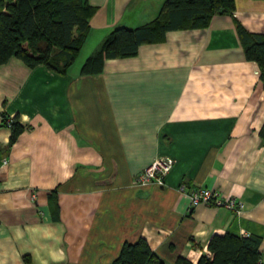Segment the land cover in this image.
<instances>
[{"label": "crops", "instance_id": "obj_1", "mask_svg": "<svg viewBox=\"0 0 264 264\" xmlns=\"http://www.w3.org/2000/svg\"><path fill=\"white\" fill-rule=\"evenodd\" d=\"M83 1L89 29L65 71L0 64V264H110L141 237L165 264H198L226 232L260 236L264 262V88L238 31L264 33V0H235L94 73L83 65L114 28L151 23L165 0ZM162 155L174 159L165 184L135 185ZM198 187L245 208L193 205Z\"/></svg>", "mask_w": 264, "mask_h": 264}, {"label": "trees", "instance_id": "obj_2", "mask_svg": "<svg viewBox=\"0 0 264 264\" xmlns=\"http://www.w3.org/2000/svg\"><path fill=\"white\" fill-rule=\"evenodd\" d=\"M235 0H165L159 15L148 24L117 26L101 50L83 65L87 73L101 69L104 58L135 54L144 42L163 37L168 30L206 25L216 13H233ZM90 6L83 0H0V64L18 57L29 65L46 64L65 71L77 58L89 29ZM248 59L259 65L264 88V33L250 32L238 23ZM16 135L21 126L12 122ZM11 126V127H12ZM264 135V126L262 129ZM261 237L232 232L214 234L208 253L198 264H264ZM110 264H165L141 237L125 242L120 255ZM175 264H193L179 256Z\"/></svg>", "mask_w": 264, "mask_h": 264}, {"label": "built area", "instance_id": "obj_3", "mask_svg": "<svg viewBox=\"0 0 264 264\" xmlns=\"http://www.w3.org/2000/svg\"><path fill=\"white\" fill-rule=\"evenodd\" d=\"M12 126V120L8 121ZM8 158H0V167L8 164ZM174 166V159L169 155L158 156L152 163L144 167L137 175L135 185L148 186L152 184L164 185L165 177ZM191 203L206 202L227 207L237 214L245 208V202L234 196L222 195L218 190L207 187H198L189 192ZM211 254L210 252L208 253Z\"/></svg>", "mask_w": 264, "mask_h": 264}]
</instances>
